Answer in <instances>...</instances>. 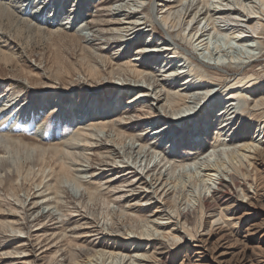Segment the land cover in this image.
<instances>
[{"label":"bare ground","instance_id":"bare-ground-1","mask_svg":"<svg viewBox=\"0 0 264 264\" xmlns=\"http://www.w3.org/2000/svg\"><path fill=\"white\" fill-rule=\"evenodd\" d=\"M24 1L27 4H31V8L18 7L17 4L21 1H7L8 5H6L0 0V33L5 35L1 36L2 41L7 43L10 42L9 44H12L13 42L16 46L21 42L19 36L23 33L24 29L32 27L27 21L23 22L24 24L28 23L27 26L21 24L22 22L20 20L24 19L25 21L26 18L21 17L19 14L26 13L33 17L34 20L36 19L37 24L31 29V31L38 33L42 30L41 26L43 24H48L50 26L52 23L58 24L59 18L64 11V4L59 6V3L56 4L51 0H39V3H36L38 6H35V2L32 0ZM104 1H108L106 4L111 7V4L116 2L121 4L124 3L125 7L135 6L138 8V10L132 11L126 10L123 7H117L114 9L108 7L109 9L107 10H109V12L121 13L119 10L124 9L123 14L114 17L116 19L113 22L114 24H112L113 30L125 32L127 37L123 41L126 43V48L137 41L142 43L141 46L137 47V52L140 54L150 56L149 52H160L162 50L171 52V56L169 55L164 58H162L163 53L156 54L157 57L155 61L159 62L160 60H164L165 67L176 64L177 58H180V50L182 46L190 51L187 52V55L192 57L196 51H203L202 54L205 50L209 51L210 55H204V57L208 59L209 64L225 66L227 63L233 62L238 64L251 62L257 57V53L254 51L255 47L252 46L256 42V38L262 40L261 42L264 43V0H170L169 3L165 4L167 10L155 8L154 6L153 10L155 11L156 9L157 11L155 17L157 18L158 15H161V20L158 22L161 31L167 33L171 38V40L164 39V41H167V44L161 48L157 47V49H151L150 44L144 41V37L148 33L144 32V28H148L149 25H146L148 24L147 18L150 16L146 15L141 17V13H145L146 11L145 8L142 10L139 8L144 6L145 0ZM79 2V0L74 1L73 11L66 16L67 20L63 21V24H73L72 21H74V19L81 17V14H83L84 11H87V9L84 8L83 3V5L79 6ZM63 3H67V0H64ZM34 7H40L37 9L41 10V12L36 13V10H32ZM160 11L163 13L159 14ZM48 12V19L50 20H48L46 16L43 17L44 13ZM204 21L205 25L202 26ZM14 24H16V26L9 35L8 31ZM144 24L145 27H142ZM50 26H48V28H50ZM87 26H92V23H87ZM149 28V34L151 31L159 32L155 26H149ZM1 30H3V32ZM216 33H228V36H230L228 39L229 46H231L230 42L232 39L239 43H249L248 46H251L250 53L240 54L236 58H233L232 56L228 61L221 58L218 59L216 57L217 53H215V49L221 48V46L220 44H215V42L214 49L212 48L213 46H210L209 40L211 35ZM62 34L63 32L60 30H49L47 36L49 39L57 40V38H63ZM250 35L251 37H248ZM135 39H137V41H135ZM76 40H79L80 42L82 40L90 41L86 35H77ZM0 46L3 48L2 45ZM11 48H14V46L12 45ZM84 51L87 52L86 49ZM189 59V57H187L186 60L184 58V62L182 61L183 63L180 64L181 66H179L178 69L166 72V76H176V78L184 73L185 75L187 74L186 80L181 84V89L177 90L174 87L166 89V86L164 85H169L171 81H167L166 84L159 86L165 91L163 95L166 96V102L170 104L172 111L181 112L184 107H190L188 104V99H190L189 95L196 94L194 91L196 87H207L206 90L209 92L213 90L214 85L221 84L222 86H226V91H229V94L227 93L229 101L225 102L224 96L226 95L222 94L223 100L216 99L211 103L215 104L213 105L214 108H217L219 104L223 106L222 112L220 111L222 114L219 117H226V122L229 121V119L231 121L227 125L224 126L223 124L221 128L219 127L220 130L219 132L216 131V133L221 132V134H223L226 127L228 128L231 125H234V122H237L235 128L238 129L235 132V135L229 140L232 141L233 146L227 144L225 141L227 138H217L218 140L222 139L224 144L216 145L212 147V149L202 152L206 147L205 135H209V131L206 132L207 129H203L204 132H202V127L199 126V123L194 126L195 129H191V126L188 125L189 122H185L178 125L173 131L174 135H171V137L168 138L166 137V143H161L160 141L157 143V140L155 142L157 146L155 144L153 147H149V150H155L158 147H165L163 150L164 155L166 151L172 153L175 144L176 151L177 148L181 147V137H183L186 132H192L195 130L191 138L193 144L186 143L184 148L187 149V152L185 153L196 152L194 155L197 153L199 154H197L195 159H187L189 162L182 165L181 169L186 171V176L182 181L178 182L177 180L173 181L172 176L169 177V174L175 173L178 166L177 164H173L170 171L167 169L164 172L163 170L170 162V159H168L170 158L169 155L163 157L160 162H156L152 166L149 164L145 166H142V164L137 165L138 160L139 162L145 160L144 157L148 159L153 158V156L151 157L152 154L150 151L145 150L147 146L141 145L139 155L145 150L144 152L146 154L143 157H134L132 163H130V159L128 161H121L123 163L121 166L128 168L125 174L135 173L136 180L130 178L122 180L121 178H123L125 174L118 173L108 179L106 178V186L104 188H93L97 182H88V180H84V174L92 172L91 175H95L96 177L97 175H105L107 172L110 173L111 171H114V167L109 163L110 160L114 162L118 156L124 157L120 155V151H118L116 147L106 146L107 142L104 141L103 138L96 141V143H92V137H87L83 142L91 144V147L88 149L97 152L91 157L85 156L86 153H81L80 155H83V158L81 159L79 156L80 160L101 161V168L97 170L94 169V166L84 167L82 165H80L81 167L71 168V166L67 165V163L61 158L62 155L65 156L63 151L64 148L62 147H83L85 145L68 141L64 135L60 134V138L57 137L59 138V141L62 140L61 145L53 146L50 143L44 142V144L49 146L50 149H48L40 144H34L38 143V140L46 141L54 139L53 137H50L51 139H49L44 135L38 134L40 137L33 138L34 142L30 143L27 141V136L22 135V131H24L26 127L29 129L35 127L39 121L38 119L42 118L48 110L53 109L56 105V108H58L56 109L58 111L56 118H61L63 120L59 121V123L62 122L64 127L69 126L72 128L75 124V126H77L80 120L85 122L86 118L97 114L96 110L98 109L104 116H107L110 113H117L122 108V101L128 90L136 92V94L130 99V101H134L150 95V88H147L149 91L146 92L138 90L140 88L138 84H134L133 86L131 84H126L127 86L122 85L121 87H117V94L113 97V100H106L103 102L94 98L93 95V99H89L88 103H85L87 106H82L81 104H78L76 102L77 100L73 97L70 99L67 97L66 99L63 95L52 91H44L42 93L36 92L31 99H20V96L23 94L14 92L13 90L11 91L9 87L7 89L9 92L5 93L4 79H0V103H2L0 105V114L3 115H1L0 118L6 122L5 125L0 126V155H3L5 150H9V152H12L17 156L20 154L27 156L28 153L33 150L40 152V157L36 164L31 160H19L18 167L13 168L9 173L6 172L5 177H3L0 167V186L2 189L6 188L9 181L15 182L14 180L20 174H24L21 184H17L16 182L15 184H11V187L7 190L8 194L19 196L22 189H25L27 197H30L32 192L34 195L31 198V201L34 200L32 204L29 202L27 205L26 202H12L10 199H0V207H8V210L11 211L8 214L15 215V217L12 218L13 221L0 224V232H10L11 230L15 232L26 231L27 228L25 222L21 220V214H27L30 211L41 209L44 205L52 207V204H55L57 211L66 213L61 215L65 216L63 217V220L59 221V223L62 224V233L60 232L57 234V232L52 231L49 233L50 236H44L39 234L40 231H38L36 233L39 235L38 240H35V244H31L28 240H30L29 237L32 234L26 232L28 234L27 241H21L15 247L13 252H8L11 255H16L10 260V262H15V264H37L36 260L28 258L26 252L31 249L28 252V255L34 254L32 253L34 252L32 249L34 248V245H42L46 242L47 247L42 250V253L48 254L53 251L52 249H55V251H53V254L50 257H47L48 255L46 254L41 257L35 256V258L44 259L41 264H58V260H61L63 264H159L161 260L159 256L155 253H150L146 248L153 245L155 241H158L160 245L167 244L171 250V243L177 245L188 241V238H190L196 239V242L201 243L202 246L200 247L205 249V246L210 243V237L214 235V232L210 231L205 236L199 232L198 226L202 225L204 217L210 213V206L213 203H216L217 200L221 199L224 194H239V197H237L242 198L240 195V192H242L244 194V198H242L243 201L248 202L249 199H246L248 198V194L244 192L248 191L247 186H249L250 189H255L254 191H251L254 192L253 197L256 202L254 205H256L257 202H260L261 196L264 195V193L261 194L257 190V166L255 164V159L264 144V78L260 79V76L251 68L248 70L249 72L237 76L233 78V80H229V82L226 78V80L221 79V82H219L220 84H212V80L208 78V72L204 71L199 74L195 73L194 62H190ZM17 62L18 61L14 58L12 53L5 51V49H0V70H5L12 66L17 67ZM99 68L100 67L93 68L95 71L94 74L99 72ZM153 68H156V64H153L151 68V70L154 71ZM186 68L187 70H185ZM17 69L22 72L26 71L23 67ZM28 71L27 74L33 72L32 70ZM101 71L103 70L101 69ZM143 73L144 71H130L125 68H119L117 71H114L113 73L111 72V74L119 75L120 77L134 74L132 78L136 80H147L150 78V74H145V76ZM151 85V83L148 84V87ZM159 87L154 86V89ZM245 90L249 93V96L245 101L247 103L245 111L252 115L251 117L253 118H245V116L239 112L238 107L234 105L237 99L244 98L242 92ZM159 98H161V96H159ZM214 112L215 111L210 112V114L208 112L206 115L207 119L211 118L210 115ZM254 118L259 119L255 121ZM164 120L161 117H157L155 121L152 120L146 122V130H149L152 126L160 124V122ZM210 124L212 123H207L208 127H210ZM175 125L174 122H165V125L158 126V135L154 138H158L162 134L166 136L169 134L168 132L172 131V128L175 127ZM185 125L188 127H185ZM93 126L101 131L115 125L109 123L103 124L100 127L96 125ZM232 127H230V129H232ZM122 128L128 130L126 127ZM112 129L115 128H111L110 130ZM115 130L117 141L114 140V142L117 145H124L126 136L131 137L136 141H139L140 139L139 135H128L125 132L120 131L118 128ZM183 130L187 131L183 132ZM80 134L82 135V133ZM90 134L100 136L98 133ZM73 137H77L73 139L77 140L80 138V135L77 134ZM108 137L111 136L107 135V139ZM4 141H6V144H3ZM221 146L223 147L219 148ZM92 147L97 148L92 149ZM132 148L137 147L132 146ZM103 149H106L107 151H101ZM127 150H130V147L125 149V156H127ZM103 152L114 155L113 159H110V157L107 156H102L104 154ZM133 152L135 153L136 150L133 149ZM176 153L179 154L180 151H177ZM5 154H7V152ZM49 154H51L50 157ZM73 156L78 157L77 154H73ZM5 157L6 155L0 158L2 160L1 162H3L5 166H9L10 163L7 159H4ZM164 161L165 163H163ZM1 165L3 164L1 163ZM35 165H38L41 169L47 166H51L52 169H55L59 166L60 169L58 172L55 169L57 174L70 175L79 188L80 184L83 186L87 184L85 187L87 191L86 193L80 192V195L77 193L76 197H73L74 199L76 198L78 204L81 208H84L83 211L87 214L81 213V218L75 219L77 222H81L76 225V228L83 229L78 236H69L68 233L64 231L63 227L74 219L67 213H72L74 210H80L79 205L71 207V201H51V199L48 198V193L50 191L48 186L50 180L54 178L59 182L53 187L54 191L56 193L60 192L65 198H70V200H72V198L64 186H61L62 181L58 178L56 173H50L45 176V171H42L41 177L39 174L33 173L32 170L29 172L27 171ZM76 173L81 175L78 176ZM148 177L151 179L148 180ZM45 178H48V180L44 186L40 188L44 183ZM69 180L71 181V179ZM36 182H38L36 184L38 189L33 191L34 188H31V184L33 185ZM170 184L173 185L171 186ZM124 187H127L130 192L133 191L132 196L137 197V200L142 203V206L138 208L139 213L129 210V208H124V206L121 205V203L124 202V200H122V197L124 196ZM136 187H142V189L135 192ZM87 200H89V202H87ZM153 205H155L154 209L152 208ZM224 209L227 210L229 208L225 207ZM49 212L50 210L48 213ZM46 215L47 213L43 211L41 215L38 214L33 220H40V218ZM220 220H222V217L218 219V221ZM263 223L264 218L259 225L252 224V229L255 230ZM169 227L172 228L167 230ZM222 231L223 229L220 227L219 233H221V236L219 237V242L227 240V234L222 233ZM106 233L107 236L105 237L104 235ZM57 236H60L61 239L54 241ZM81 236H95L96 238L92 240L86 239L85 243H82L79 242ZM12 243L13 242L11 241L8 245ZM226 243H228V240L216 245L219 247H230L229 245H226ZM223 253L226 252L223 251L222 254H219L215 258L217 263H222L224 259ZM18 254L23 255L18 256ZM58 255L61 259L57 258ZM240 257V264L253 261L250 254L246 251H243Z\"/></svg>","mask_w":264,"mask_h":264},{"label":"rangeland","instance_id":"rangeland-1","mask_svg":"<svg viewBox=\"0 0 264 264\" xmlns=\"http://www.w3.org/2000/svg\"><path fill=\"white\" fill-rule=\"evenodd\" d=\"M9 0H2L3 4L8 5ZM21 1L19 4H17L18 7H28L31 8V4L25 3L24 0H17ZM36 3H39V0H32ZM55 2L56 4H64V11L62 13V16L59 18L58 24L52 23L51 26L48 24H43L41 26L40 32L31 31V29L36 26L37 20L33 19V17L29 16L26 13L19 14L21 17L26 18L20 20L25 26H27L28 23L23 22H29L30 25H32L31 28H25L23 33L19 36V40H21L20 44L16 46V44L12 42V44H9L10 42H4L2 41L1 36H3V33H0V45H2L5 51L12 53L14 58L18 61L17 67H8L5 70H0V79H4V92H9L7 89H9L17 93H22L20 99H26L35 95L36 92L42 93V92H57L61 95H63L66 99L67 97L70 99L73 97L76 99L78 104H81L82 106H87L85 103H88L89 99L94 98L106 101V100H113V97L117 94V87H121L122 85L127 86L128 84H131L132 86L134 84H138L140 88L138 90L142 91H149L147 88H150V95L146 97H141L137 100L130 101L131 97H133L136 92H132L128 90L126 92V95L123 98L122 101V108L115 114L110 113L107 116L102 115V112L100 113V110H96L97 114L91 115L88 118H86L85 122L82 120L79 121V124L77 126L64 127L63 123L61 121V118H56V114L58 111L56 109L57 105L53 108L48 110L42 118L38 119V123L35 127L29 129L26 127L24 131H22L23 136H27V141L30 143H33V138H38V134L46 136V138L51 139L50 137H53L54 139L46 140V141H40L34 144V145H42L45 148H49L44 142L50 143L53 146L61 145L62 140H58L60 138V134L64 135L65 138H67L68 141H73L75 143H79L82 145H85L83 147H71V148H64L65 156H61L63 161L67 163V165L71 166V168H77L82 166L90 167L94 166V169L99 170L101 168L100 163L101 161L97 160H80L83 158V155L80 154L86 153L85 156L91 157L94 156V154L97 151L88 149L91 147V144H87L86 142H83L86 140L87 137L91 138L93 141L92 143H96V141L101 140V138L106 141L108 147H116L118 151H120V155L124 157H117L114 162L110 160V164H112V167H114V171H111L110 173H106L105 175H91L92 172L84 174V180H88V182H97L96 185L93 188H104L106 178H110L118 173H124L128 170L127 167L121 166L123 163L121 161H128L130 159V163L134 160V157L138 156V158L143 157L146 153L145 150H149V147H153L157 141V143L160 141L161 143H166L167 138L171 137V135H174V130L178 127V125H181L185 122H189L188 125L191 126V129H195V125L199 123V126L202 127L201 131L203 129H207L206 132L209 131V135H205V143L206 147L202 150H208L212 149V147L224 144L222 142V139L218 140L217 138H227L225 141L227 144H230L233 146L232 141H229L230 138H232L235 135V132L238 128H235L237 122H234V125H231L232 129L230 127H226V130L223 132V134L216 133L219 132V127L227 125L231 120L226 122V117H219L222 113L223 106L220 104L217 108H214L211 102L216 99H222V94H225L224 96L225 102L229 101L228 98V92L226 91V86H222L219 82H221V79L226 80V78L229 80H233V78L244 75L245 73L249 72V69H253L257 75L260 76V79L264 78V43H262L260 39L256 38V42L252 45L255 47L254 51L257 53V57H255L251 62L245 63V64H238V63H227V65L218 66V65H212L209 64L208 59L204 57V55H210L209 51H196L195 54L192 56L187 55V52H190L185 47H181L180 50V58L178 57L176 60V64L165 67V61L160 60L159 62H156L155 59L157 57V53H163L162 58L171 56V52L168 51H160V52H149L150 56H146V54H140L137 52V47L141 46L142 43H139L137 39H135V43L130 44L128 48H126V43H124V39L127 37L125 32L113 30L114 20L116 16L123 14L124 9L126 10H138L135 6L132 7H125L124 3H116L113 2L111 6H108L104 0H79L78 3L79 6L84 4V8L87 9V11H84L83 14H81V17L74 19L71 23H65L63 24V21H66V16L72 12L74 6V1L77 0H67V3H63L64 0H51ZM170 0H145L144 6L139 9L145 8V13H141L142 16H150L146 17L148 19V24L150 27L155 26L159 32L155 31L149 34V26L148 28H144V32H148L145 37L144 41L150 44L151 49H157L163 47L167 44L166 40H171L170 36L162 32L159 27V21L161 20V15H158V17H155V14L157 13L156 9L153 10V7L167 10V7L165 6L166 3H169ZM160 2V3H159ZM83 3V4H82ZM86 4V5H85ZM121 4V5H120ZM40 5V4H39ZM38 6V5H37ZM86 6V7H85ZM108 7L111 8H121L124 9L119 10L121 13L118 12H109ZM40 7H34L32 10H36V13H40L41 10L37 9ZM46 12V11H45ZM111 13V14H110ZM163 12L160 11L159 14ZM43 16V15H42ZM48 19L49 18V12L44 13V16ZM73 19V18H71ZM50 20V19H48ZM87 23H92V26H87ZM145 24L142 27H145ZM62 25V26H61ZM161 25V24H160ZM205 25V21L202 23V26ZM16 24H14L11 29L8 31V34L10 35V32L14 29ZM50 26V28H48ZM49 30H60L63 32V38H57L55 39H49L48 38V32ZM3 32V30H1ZM251 33V32H250ZM153 34V35H152ZM77 35H86L90 41L82 40L81 42L79 40H76ZM5 36V35H4ZM66 36V37H65ZM216 36V37H214ZM134 37V36H133ZM230 36H228V33H216L212 34L210 37V46L215 49V44H220L221 48L215 49L217 53L216 57L218 59H224L229 60L233 56V58L238 57L240 54H248L250 53L251 46H248L249 43H239L236 40H233L230 42L231 46L228 44V39ZM248 37H251L248 36ZM132 38V37H131ZM130 38V40H131ZM122 40V41H120ZM132 41V40H131ZM259 41V42H258ZM7 44V45H5ZM14 46V48H11V46ZM81 45V46H79ZM129 45V44H128ZM231 47V48H230ZM201 48V47H200ZM86 49L87 52L84 50ZM191 50V49H190ZM191 54V53H190ZM154 55V56H152ZM189 57L190 62H194V72L195 73H202L204 71L208 72V78L212 80V84H220V85H214L213 90L207 91V87H196L194 89L196 94H190L189 97V106L188 108H185L181 112H173L171 109V106L168 102H166V96L163 95L165 92L163 90L162 86L163 84H166L167 81H171L169 85L166 86V89H169V87H174L177 90L181 89V84L184 80H186V76L182 74L178 78L176 76L169 77L166 76V72H169L173 69H178L180 64L184 62V58ZM172 58V57H171ZM196 58V59H195ZM183 61V62H182ZM213 61V60H212ZM156 64V68L151 70L153 64ZM178 64V65H177ZM191 64V63H190ZM231 65V66H230ZM23 67L26 69L25 72L20 71L17 68ZM100 67L96 74H94L93 68ZM119 68H125L130 71L133 70H139L144 71L145 74H150V78L146 79H133V75L130 76H122L111 74L114 71H117ZM255 68V69H254ZM101 69L103 71H101ZM28 70H32L33 72L28 73ZM187 70V68L185 69ZM70 72V73H69ZM146 76V75H145ZM132 82V83H131ZM152 84L148 87V84ZM127 84V85H126ZM154 86H158L159 88L154 89ZM204 91V92H203ZM226 91V92H225ZM193 93V92H192ZM228 93V94H227ZM243 97L242 99H237L236 105L239 109V112L242 113V115L245 116V118H253L251 117L245 109L247 108V103L245 102L246 99L249 96V93L245 90L242 92ZM25 95V96H24ZM161 96V98H159ZM76 97V98H75ZM95 100V99H94ZM218 100V101H219ZM223 100V99H222ZM27 101V100H26ZM1 102V101H0ZM17 102V101H16ZM2 103H0L1 105ZM55 104V103H54ZM217 105V104H216ZM89 111V110H88ZM211 113V118L206 117L207 113ZM216 113V115H215ZM2 114H0L1 117ZM179 115V116H178ZM225 115V114H224ZM3 116V115H2ZM103 116V117H102ZM106 117V118H105ZM161 117L164 121L160 122V124H157L155 126L150 127L149 130H146L147 125L146 122L152 121L157 118ZM184 117V118H183ZM83 119V118H82ZM259 118H254L255 121H257ZM63 121V120H62ZM81 122V123H80ZM165 122L171 123L174 122L176 125L175 127H171L172 131L168 132L166 136L163 134L158 137L154 138L158 135L157 127L160 125H165ZM211 122L210 127H208L207 123ZM112 123L115 126L109 127L119 129L120 131L125 132L128 135H139L140 139L139 141H136L132 139L131 137L126 136L125 138V144L124 145H117L115 141L117 138L116 130L109 128H106L105 130H97L93 125H96L98 127L102 126L103 124H109ZM6 122L0 118V126L5 125ZM17 124V123H15ZM14 124V125H15ZM46 127V128H45ZM128 128L126 130L125 128ZM185 127H188L185 125ZM82 130V131H80ZM97 131V132H95ZM148 131V132H147ZM168 131V130H167ZM187 130H183V132H186ZM195 131V130H194ZM194 131H188L185 133V135L182 138V144L180 148H177V151L180 153L177 154L176 152V144L173 148V152L170 153L168 151L165 152L164 155V148L158 147L155 150L150 149V153L152 154L151 157L153 158H146L144 157V161L137 162V165L142 164V166L145 165H154L156 162H160V160L169 155L170 162L167 164L166 168H164V172L168 169L170 171L171 166L173 164H177V168L174 174H169V177L172 176V180L182 181L186 176V171L184 169H181L182 165L189 162L187 159H195L197 156L194 155L196 152L191 153H185L187 152V149L184 148L186 146V143H192L191 138ZM41 132V133H40ZM82 133V135L80 134ZM90 133H98L100 136L91 135ZM80 135V138L77 140H73L77 137H73L76 135ZM73 135V136H72ZM107 135L111 136L108 137ZM59 138H58V137ZM165 137V138H164ZM167 137V138H166ZM96 139V140H95ZM98 139V140H97ZM176 139V138H175ZM5 140V139H4ZM15 140V139H14ZM3 144H6V141L3 142ZM146 145V149L141 152L140 154V146ZM132 146L137 148H132ZM139 146V147H138ZM157 146V144H156ZM130 147V150H127V156H125L126 152L125 149ZM223 146L219 147L222 148ZM97 147H92V149H96ZM139 148V151H138ZM133 149L136 150V152H133ZM193 150V149H192ZM101 151H107L106 149H103ZM142 151V150H141ZM158 151V152H156ZM190 151V150H189ZM7 152V154H5ZM162 152V153H160ZM104 154L102 156L110 157V159H113L112 154L103 152ZM156 153V154H155ZM73 154H77L78 157H74ZM4 159H7L10 163L9 166H5L2 160L0 159V167L1 171L3 173V177H5V173H9L13 170V168H17L19 165V160L25 161H33L34 164L38 162V159L40 157V152L37 150H33L28 153V155L20 154L15 155L12 152H9V150H5L3 155H0V158L5 156ZM47 155V154H46ZM194 155V156H193ZM51 154H49V157ZM80 156V157H79ZM151 159V160H150ZM190 160V161H191ZM61 161V160H59ZM1 163L3 165H1ZM165 163V161L163 162ZM162 163V165H163ZM53 164V163H52ZM126 164V163H124ZM255 164L257 166V178L256 183L258 185V191L259 193H264V144L262 148L260 149V152L256 155ZM7 165V164H6ZM161 165V166H162ZM121 166V167H120ZM6 169V170H5ZM57 172L59 171L60 167L55 168ZM52 169L51 166L44 167L41 169L38 165L32 166L31 169H28L27 171H33V173L39 174L41 176L42 171H45V176L50 173H56V170ZM54 170V171H53ZM98 172V171H97ZM85 173V172H83ZM76 175H81L77 174ZM24 174H20L14 181L17 184H21L22 178ZM58 178L62 181L61 186H64V188L69 192L70 198H65L63 194L56 193L53 189L54 186L59 183L56 181L57 179L54 178L50 180L49 182V188L50 191L48 193V198L52 200H59V201H71V207L75 205H79L76 198V194L82 192L86 193V185L83 186L80 184V188L76 185L74 180L71 178L70 175H63V174H57ZM42 177V176H41ZM151 177V176H150ZM148 177V180L151 178ZM134 179L136 180L135 173H129L125 174L122 180L125 179ZM50 179V178H49ZM71 179V181L69 180ZM48 178H45L44 183L40 188L44 186V184L47 182ZM7 181V180H6ZM15 182L9 181L7 183V186L5 189H2L0 186V199L3 200H12V202H26V205L29 204L31 201V198L34 196L33 192L31 193L30 197H27V193L25 189H22V191L19 193V196H14L11 194H8L7 190L9 187H11V184H15ZM35 182V181H34ZM39 182V181H38ZM31 184V188L35 191L38 189L36 184ZM118 183V182H116ZM119 184V183H118ZM171 186L173 184H170ZM169 185V186H170ZM21 186V185H20ZM28 186V185H27ZM248 191H245L244 193L248 194L249 199L248 202H244L242 198H244V194L240 192V195L242 198H238L239 194H224L221 199L217 200L216 203H213L210 206V213L204 217L202 225L198 226L199 232L201 234L205 235L208 232H214V235L210 237L209 244L205 246V249L201 248V243L196 242V239H190L188 238V241L182 242L179 244H170L172 246L171 250L167 244L160 245L158 241H155L153 245H150L146 247L150 253H155L159 256L160 263L159 264H240V256L243 251L248 252L250 254L253 261H248L243 264H264V223L257 227L255 230L252 229V224L259 225L264 218V195L261 196L260 202H257L256 205H254L255 198L253 197L255 189H250L249 186H247ZM142 189V187H136L135 192H138ZM45 190V189H43ZM124 196L122 197L124 202L121 203L124 208H129V210H133L136 213H139L138 208L142 206V203L137 200L138 198L135 196H132V192L128 191L127 187H124L123 189ZM256 192V191H255ZM130 194V195H128ZM80 195V194H79ZM238 196V197H237ZM19 197V199H18ZM89 202V200H87ZM253 202V203H252ZM53 206H46L44 205L41 209L30 211L27 214H21V220L25 222L26 225V231L20 232V231H10V232H0V264H15V262H10V260L13 259L16 255H11L8 252H13L15 250V247L20 243L21 241H27L28 239V233H31L28 242L31 244H35V240H38V234H36L38 231H40L39 234L44 236H50L49 233L52 231L57 232L59 234L62 233V224L59 223V221L63 220V217L61 216L65 212L57 211L55 208V204H52ZM154 206L152 208L154 209ZM227 207L229 209L225 210L224 208ZM80 210H74L72 213L68 212L70 217H73L72 221H70L68 224L64 225V231L68 233L69 236L75 237L78 236V234L83 231V229H77L76 225L81 222H77L75 219H80L82 214H86L83 210L84 208H81L79 205ZM50 212L48 213V211ZM82 210V211H81ZM43 211L47 213L46 216L40 218V220H33L38 214H42ZM11 211L8 210V207L3 206L0 207V224L4 222H11L13 221L12 218L15 217V215L8 214ZM149 213V212H148ZM66 214V213H65ZM87 215V214H86ZM89 216V214H88ZM17 217V216H16ZM222 217V220L218 221V219ZM224 217V218H223ZM231 219H229V218ZM236 218V219H235ZM4 220V221H1ZM58 220V222H57ZM215 220V221H214ZM214 221V222H213ZM57 222V223H56ZM220 222V223H219ZM218 223V224H217ZM21 226V225H20ZM222 227L223 231L222 233L227 234V240L228 243L226 245H229L230 247L225 246H217L218 243H224L219 242V237L221 236L219 233V228ZM172 227L167 228V230H170ZM253 230V231H252ZM48 233V234H46ZM179 233V232H178ZM104 235V234H103ZM96 236V235H95ZM95 236H81L79 239V242L85 243L86 239H94ZM107 236V233L104 235ZM61 239L60 236H57L54 241ZM13 242L12 244L8 245L9 242ZM198 245V246H197ZM165 246V247H164ZM46 242H44L42 245H34V254L28 255V252L31 250L29 249L28 252H26L29 259L36 260L37 264H41V262L44 259H38L35 258V256H44L46 253H42V250L45 249ZM55 248V247H54ZM55 251V249H52ZM170 250V251H169ZM52 252H49L47 257L52 256ZM225 251L226 253H223L224 259L222 263H217L215 258L222 254V252ZM23 254H18V256H22ZM200 255V256H198ZM27 258V257H25ZM58 259H61L60 256H57ZM58 264H63L61 260H58ZM28 262V261H27ZM255 262V263H253Z\"/></svg>","mask_w":264,"mask_h":264}]
</instances>
